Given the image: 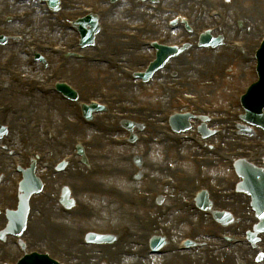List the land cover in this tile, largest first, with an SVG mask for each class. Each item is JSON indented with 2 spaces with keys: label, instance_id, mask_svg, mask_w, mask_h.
<instances>
[{
  "label": "rangeland",
  "instance_id": "1",
  "mask_svg": "<svg viewBox=\"0 0 264 264\" xmlns=\"http://www.w3.org/2000/svg\"><path fill=\"white\" fill-rule=\"evenodd\" d=\"M168 1L172 3V2H175L177 0H168ZM221 1H224V0H208L206 4L204 3V7L208 5V2L210 4H213V3L219 4ZM227 1H231V7H232L231 8V20L239 19V17L241 18V16H246L248 18H256V21L253 23L255 25V24H258L259 22H262V20L264 19L263 16H261V15H264V0H227ZM198 2H199V4H197V5L198 6L200 5L202 7L203 5L201 4L202 3L201 0H198ZM88 3L89 2H80L79 4L86 5ZM168 4L170 5V3H168ZM77 6H80V5H77ZM97 7H100V6L98 5ZM208 7H210V6H208ZM236 10H237V13H239V14L235 15L233 17V13ZM11 11L15 12L16 10H11ZM3 13L4 12L0 13V16H2ZM104 17H103V19H104L103 21H106V17L105 18ZM144 19H146V18H143V17H127L126 19H123L122 23L119 25L124 26L125 24L142 23V22H144L143 21ZM62 24L67 28L66 24H64V23H62ZM233 26L234 25L232 24L231 25V27H232L231 31L234 30ZM45 30L47 31L46 28H45ZM147 37H161V35L160 34H159V36L158 35H154V36L148 35ZM53 38L56 39V40H54L55 42L59 43V41H58L59 36L57 34H55L53 36ZM181 38H183L182 34L175 37L173 39V41L179 42L181 40ZM227 38L236 39L234 37V32H232V35H227ZM73 39H74V37L72 35V40ZM255 39H257V37H255L254 39H246V40L249 41V43H252ZM203 52H205V51L197 52L194 48L189 47V49L187 51L183 52L181 54V56H179L176 59V61H173V70L167 71L169 73V76L172 75L170 73H173V78L172 79L165 78V80L163 82L164 83H171L172 82L176 85H177V83L182 84V85H186L188 82L184 81V80H188L189 78L193 79V76H191V75H196L198 77V75H202L201 71L203 72L205 70V71L209 72V67L213 64H214V68L216 70L219 68H224V66L227 63H229L230 67L226 70V73L228 75L224 78H221V77L218 78V82L215 85H214L213 81L210 83L214 92L209 90V89H206L201 84L194 85L193 83L191 85H189L190 88H189V90H187V93L205 96L207 101L211 105V109H212L213 114L214 115H222L224 113V111H225V113L228 111H232L231 95L239 93L241 91L242 87L251 79L252 76L249 77L248 74H250L249 68L252 65V61L247 62L245 64H241L240 62H237L235 60H230L229 58H226L227 56H225V59H228L227 63L223 66H217L216 64L219 65L218 62L222 61L223 59H217L220 57H218L216 54H214V52H212V53L208 52V54L211 56L212 59L204 61L203 59H200ZM106 55H108V53H106ZM194 57H198L199 60H195ZM177 61H181V62L179 64L176 63L177 65L176 64L174 65V63ZM134 63H131L128 66H134ZM181 63L184 64L182 67L180 66ZM239 66L243 67L245 72H247L246 76H244V72L241 73L240 79L237 77L239 75L237 73ZM182 68H184V69H182ZM105 72H107V73H104V72L101 73L100 72L101 75H99L100 73L98 74L94 70H90L87 77L85 75L84 76L80 75V76L76 77L77 80H74L67 73H63V72H62L60 77H64V78L68 79L73 85H75L76 87H78L80 89L79 98H80L81 102H84L85 99L90 98V99L102 100V102L106 103L107 101L105 99H110L111 96H117L121 91L114 87L115 85H117V83H119V81H116V79L112 80L108 85H103L100 83V80L102 78H108L109 74L114 73V72L110 71L109 69L106 70ZM207 79H210V77L207 76L206 79H203V80H207ZM90 88L96 89V93L91 91ZM97 89H99V90H97ZM83 90H85V91H83ZM161 92L162 91L158 89V92L151 91L149 94L147 92H142V93L139 92V93H134V94H128V97L134 98V99L138 100L139 102L144 103L146 105H150L154 108L167 109V108L177 107V104L175 101H172V103L171 104L169 103V105L158 103V101L156 100V99H158L157 94H160ZM0 103L8 105V101L6 99H0ZM236 109H237V107H236ZM78 116L79 115H75L73 112V113H69L67 115H64V117L62 118L63 123H64V129L66 128V126H69L68 122L70 123V121L71 122H77V125L81 127V131L79 133H77L76 135L68 134L67 139L71 140V138H72V139H78V140H82V141L89 139L92 141L94 140V144H95L100 139L98 137L99 134L94 133V131H91L92 130L91 128H93L92 124L86 126L81 121H77ZM41 117H42V119L44 118V113H41ZM98 117H101L104 120L101 123L112 122L113 124L111 126H107L106 132H103L101 134L102 138L99 140L101 142V148L99 149L100 151H95V150H93V148L89 147L87 149L85 148L84 154L88 158V160H90V159L92 160V161L90 160V162L92 164H94L97 169L99 168V166L106 168V169H109L110 174L108 176L104 175L108 180L106 179V181L105 180L103 181L102 178L99 179V177H98L99 174H95V175L89 174V172L87 171L85 166L81 165L80 163H79L80 165L75 163L74 165H72L71 168L68 169V171H71L73 169L80 170V173L82 175V178H81L82 183H86V185L88 186V189L84 188L83 184H81V182H69V181H66L64 179H56L55 182L51 183V185L54 187L53 191L55 194L51 198H52V203L55 206L54 212L56 214L61 215L58 208H57L58 205H57V201L55 202V198L59 195L62 187H64V186L70 190V197L72 199H74V201H75V204H74L73 208L70 209V211L77 212L78 208H79L80 216H82L84 218H87L84 215V210L86 212H91V213L93 211V214L91 215L92 217L89 216L88 219H86L85 221L79 220L80 222H78L77 225H72V224L67 225V229H69L70 231H66V232H68L70 234L73 233L75 240H77V237H78L77 231L80 232L83 229L110 228L111 226H114L116 224H121V222L122 223L123 222L129 223L130 219L125 218L123 216L122 212L124 213V211H125L124 207H127L126 201H128L129 199L130 200L133 199L132 196L134 194H139V193H144V194L146 193L148 195V197H150L148 207L153 206L154 208H152L153 210H151L149 213H147L146 207L143 208V210L134 209L133 210V217L134 218L132 219L134 221V224L136 222V219L139 217L142 219H146V221L148 222V219H153L154 216H159V218H161V219H158L159 226L168 227L169 224L172 225L170 223L171 222L170 221V215L172 214L171 208H170L169 204H167L164 201V199H170L169 198L170 196L167 197V194L161 193L159 196H161L162 201H161V203H158V199H157L158 195L151 192L153 187L148 185V181L146 179L147 177H150V179H158L159 177L170 176L176 180L185 182V181L189 180L191 177L196 176L197 173H199V175L196 176L197 179L199 177L209 178L211 175L214 178L215 183H217V184L220 183V182H218V179L224 180V177L218 178V176L214 173V169H212L213 166H211L210 168H207L205 165V169H204V171H202V168L196 163L195 159L205 158L204 157L205 155L201 154L195 146H192L193 150L190 152L188 150L184 149L185 153L177 150L178 148H176L175 146H174L175 150L174 149H168L167 152H166V148L164 147L163 149H161L162 151L160 153H154L155 149H158V147L154 146V145L139 144V146L137 148H134V149H131L129 147L122 148V149L112 147L110 140L114 137L119 136V135H123L125 132H123L121 130L120 125H119L120 123L117 121V119L114 118L113 113L101 114ZM41 121L43 122V120H41ZM95 123H96V121H95ZM76 126H73V127H76ZM87 129H89V130H87ZM69 135H71V136H69ZM235 136H239V138L238 137L235 138V142H237V141L248 142L251 140L254 142H257V141L262 140V138H263V137L262 138L256 137V135L255 136L254 135H252V136H241V135L235 134ZM64 139H66V133L64 135ZM70 143H71V141H70ZM233 149H236V144L233 147ZM69 152H71V149H68L66 151H62L60 153L57 152L58 154H55L54 157H51L48 155L47 156H48V159L52 158L56 161L59 158H61L62 156L68 154ZM98 155H101V157L97 158ZM134 157H140L141 160L143 161L142 171H144L143 172L144 174H141L140 179H138L137 181L128 180V177H129L128 175H130L131 173L134 174L135 172L137 174V171H136L137 169L134 165ZM208 157L213 160V158L211 156H208ZM101 158H102V160H101ZM110 159H122V161L120 163L114 165L112 163H108V160H110ZM189 161H190L191 165L188 164ZM10 163H11V160L9 161V165H10ZM187 164L189 165V167L192 170L190 169L188 171L186 169ZM155 165H159V168H163L162 170H160V173L163 172V173H161L162 175H157L155 173V171H153L152 167L154 168ZM192 165L194 166V168L192 167ZM228 171H229V168L226 167L225 172H228ZM121 177H123V182H115V178L121 179ZM15 178H16V176H14L11 179L9 186L6 188L7 193L11 192L12 182L15 180ZM0 179H1L0 180V184H1L0 188L5 190L3 187L4 184L2 182L3 180H2V178H0ZM44 181L46 182L45 178H44ZM47 182H48V180H47ZM47 182H46V184H47ZM47 185H48V188H46V191L42 195V197H44V195H46L50 189V183H48ZM90 185H94L95 187H97V191L91 190L89 187ZM193 187H194V185L191 186V189ZM103 191H107L111 194H114L115 198L118 199V201L121 203L122 207H120V206L116 207L117 205L113 206L115 203V200H113L110 203V205L106 207L107 209L105 208V210H102L100 212L95 213L94 208L98 205V203L93 201L92 199H90L89 196L95 195V193L103 192ZM39 198H41V197H39ZM118 201L116 200V204ZM2 202H3V199H0V203H2ZM155 204H157V205H155ZM37 206L41 207V205L34 206V204L32 203L33 209H36L35 207H37ZM219 208H222V207H219ZM227 208L232 210V207H227ZM137 213H139V214H137ZM162 213H166L164 218L161 216ZM178 214L180 216H182L180 213H178ZM61 216H63V215H61ZM188 216L190 217V215H188ZM68 217H70V216H68ZM69 219H73V217L69 218ZM56 220H57L56 224L64 226V223L62 222V220L60 221L58 218ZM194 222H196V220H195V217L193 215L187 224H184L182 227H178V226L175 227L174 236L171 239L168 238V240L171 242H176V239H179L183 234H188V233H190L192 236H194L193 233L191 232L195 226ZM234 224H236L235 225L236 227L239 226L238 221L235 222ZM231 225L233 226V223H231ZM171 229L172 228H170V227L168 228V231H170V233H172ZM219 229H223V228L219 227ZM219 229L217 226L214 225V227H208L206 230H200V231H205V232L221 231V233H224V234L236 235V234H233L232 230H226V229L219 230ZM48 230L51 231L50 229H48ZM42 234L47 235V231H43ZM122 238H123V236L121 238L117 239V241L114 242V244H111V246L108 245V247H114V249L117 251L123 249L121 247V243H120V239H122ZM60 242L61 241L58 242V241L50 240V242H48V243L51 244L53 247L59 245V246H65V248H68L67 247L68 245L64 244V240H62L63 243L62 242L60 243ZM259 244L258 245L261 247L264 246V244H262V243H259ZM257 248H258V246L256 247V249ZM125 249H128V248L126 247ZM95 251L100 258H102L103 254L105 255V252H106L105 249L102 248V246L96 247ZM55 256L61 260L63 259V258L59 257L58 255H55ZM115 263L117 264V262H115ZM97 264H99V263H97Z\"/></svg>",
  "mask_w": 264,
  "mask_h": 264
},
{
  "label": "bare ground",
  "instance_id": "2",
  "mask_svg": "<svg viewBox=\"0 0 264 264\" xmlns=\"http://www.w3.org/2000/svg\"><path fill=\"white\" fill-rule=\"evenodd\" d=\"M71 1V0H69ZM76 1V0H75ZM78 1H86V0H77ZM90 1V0H88ZM185 2V6L187 5L189 0H181ZM74 2V1H73ZM22 6L24 8H29V10H32L33 15L30 18H27L24 22H28V23H24V22H11L9 23V25H7V28L10 31H19L21 33H25L26 31L24 30L25 28H34L38 31V33L41 34V29H39L37 27V22L39 20H44L45 17H40L41 15H36L35 14V10L32 6V4L29 1H25ZM63 8V7H62ZM14 8L10 5L9 0H0V12L2 11H10L13 10ZM117 15L116 17L119 19H123L126 16H145L146 18L149 19L150 22H153V24L151 25L150 29H149V34L150 33H156L157 34V30L159 29L157 27V24L159 23L160 19H161V15L158 14L155 11H149L148 13L144 12V11H138V12H131L129 10H118L116 11ZM112 12H110L109 17L111 16ZM47 24H51L52 22H46ZM247 27V26H246ZM24 30V31H23ZM103 34V32H102ZM45 36V35H44ZM23 43V42H22ZM18 44L21 46V44ZM12 47V46H11ZM118 48V47H117ZM2 49V48H1ZM123 54V49H121L120 51V55ZM147 57H148V52L146 53ZM245 58L241 59V60H237L235 59L237 62H242L247 60V55H244ZM18 57V56H17ZM47 58H51V56H47ZM52 58L54 59L55 57L52 56ZM150 58V57H148ZM228 61V59H225L224 62H221V64H226ZM141 63V62H140ZM16 67H18L23 73H29L31 71V68H29L28 66H23V60L21 59V57H18L16 59ZM23 64V65H22ZM80 64L85 65V63H80V62H73L72 64L69 65L68 68H66L64 70L65 73L69 74V76L71 78H73L74 80H77L76 77L77 76H87L89 73V70H94L95 72H97L98 74L100 72H105V71H101V65H88L89 68H84L82 67ZM35 68V67H34ZM96 69V70H95ZM244 72V76L247 75V72H245V70L243 69V67L238 68L237 73L239 74L237 77L240 79V74ZM199 78V77H198ZM201 79V78H199ZM105 84H108L107 82H105ZM21 95V97L19 99H17L18 95ZM165 97V96H163ZM9 98L15 101V108L12 112V115H10L9 119L11 121V123L14 124V129L13 132L17 131V126L15 125V119L18 115V112L16 111V108L19 105H25L26 100L30 99L33 102V105L29 108H27V113L33 114V115H37L38 113H40L43 109H54L56 110V116L58 117V125L60 127V116L63 113H72V107L70 106V104H66L63 102H60L59 100H56L55 97H51V98H42L38 95H35L34 97L30 94L24 93L22 90V87H18L16 88L14 91H12L9 94ZM163 101L165 102L166 99H163ZM102 118L99 119L100 123L102 122ZM81 131V128L78 129H74V128H70V127H66V131L60 132V135H62V142L60 144L61 148H63V150H67L69 143H68V139H67V135L68 134H77ZM66 133V139H64V135ZM10 136V140L11 142H13V135L9 134ZM228 137V146H232L234 145V142H232V140H234L233 137ZM226 137V138H227ZM70 142V140H69ZM55 147V146H54ZM101 147V142L98 141V144L94 146V150H98L97 148ZM102 151V150H101ZM103 152V151H102ZM8 161L9 158L6 155H1L0 154V177L3 178L4 180V184H8L10 179L12 178V173L11 170L9 168L8 165ZM122 161V159H110L108 160V163H112L114 165L120 163ZM100 172H101V176L99 177V179L102 178V180H106L107 178L104 176L106 174H109L108 171H106V168H99ZM104 176V177H103ZM82 175L80 173V170H71L68 172H65L61 175H59L58 177L55 178L56 179H64L66 181L69 182H81V184H83L84 188L88 189V186L86 185V183H82ZM48 179V177H47ZM49 181V180H48ZM53 182V180L51 181V183ZM52 189L53 187L50 186ZM91 190L93 191H97V187H95L94 185H90L89 186ZM158 192V191H156ZM159 193V192H158ZM179 193V192H178ZM180 197V196H179ZM179 197H173L170 201V207L172 210V214L170 215V223L172 224V227L175 229V227H182L184 224L188 223V214H181L182 216H180L177 211H175L173 208L175 207V204L178 203V198ZM91 199L95 202L98 203L96 210L98 212H100L102 209H105L107 206L110 205V203L115 200L114 206H119L118 202L116 204V198L114 194H111L107 191H103V192H97L95 195L91 196ZM232 203H228L225 204L223 202H219V204L221 206H225L228 205L229 207H232V209L236 212L235 213V221H238L239 226H246L249 225L252 220V215H250L248 212H246V206H244V199L243 197L241 198H237L236 200L231 201ZM37 203L39 204H43L46 206V213H48L49 215H53L54 217H58L59 215L56 214L54 212V207L52 205V203L50 201H37ZM148 203V202H147ZM146 203V205H147ZM247 203V202H246ZM149 205L146 206V211L147 213H149L152 209V207H148ZM107 209V208H106ZM214 211H216V208H213ZM128 217H131L130 219H133L132 214H128ZM185 216V217H184ZM61 220H63L64 222V226H67L66 224H71V220H69L68 217L66 216H59ZM80 218L79 214L76 213V217L73 219L76 220H82V219H78ZM47 220L44 218H40L37 217L35 218L34 224L32 223L31 226H29L28 228V235L33 237L34 239H41V235L40 232H38L37 230V226L39 224H45V226L52 230L49 231L50 237L49 239L52 241H59V238L63 237L65 238V244L69 245L70 248H73L75 250H82L85 251V255L86 258L82 261L79 262V264H94V262L96 261H100L102 264H114L115 262H117V264H243L244 261L249 260V257L251 256L252 252L249 251V249L246 246H236L233 247L232 249H228L225 251H219V250H215L212 252H206L205 249H199L197 251L194 252H189V253H174L172 252L169 255L166 256H161V257H150V258H146L144 257L143 260H139L137 258H127L126 256H120L122 254L125 253V247H128V252H130L131 247H134L127 243L129 242H135V243H140L141 248L143 247L142 242H144L146 238L150 237L152 235V233H154L155 231H157V229H155L153 227V225H149V228L147 229H140L139 227L136 228L132 222H131V229L127 232L128 236L127 238H125L124 240H122L121 243V247L123 249L117 251L114 249V247H104L107 257L104 260H99L98 257L96 256L95 252L92 251H88L86 248H80L78 246H75L74 244V240L73 238H71V234L66 232L69 231V229H64L61 227H55L49 223L46 222ZM234 221V222H235ZM75 223V222H74ZM236 225V224H234ZM234 226H232L230 229L227 230H232ZM237 227H235L236 229ZM55 230V231H54ZM44 231V230H43ZM46 231V230H45ZM166 231V229H162V232ZM264 236H262L261 238H263ZM144 238V239H143ZM136 247V251H139V247ZM169 247V246H168ZM71 250V249H70ZM145 250V248H144ZM13 254V255H12ZM2 256H6V257H10V258H15L18 257V253L15 252V250L13 248H9V252L8 254H2ZM97 263V262H96ZM116 264V263H115ZM260 264H264V262L260 263Z\"/></svg>",
  "mask_w": 264,
  "mask_h": 264
}]
</instances>
